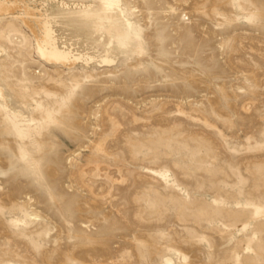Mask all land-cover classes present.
Masks as SVG:
<instances>
[{
  "label": "rangeland",
  "instance_id": "1",
  "mask_svg": "<svg viewBox=\"0 0 264 264\" xmlns=\"http://www.w3.org/2000/svg\"><path fill=\"white\" fill-rule=\"evenodd\" d=\"M28 1L93 60L0 24V264H264V0Z\"/></svg>",
  "mask_w": 264,
  "mask_h": 264
},
{
  "label": "bare ground",
  "instance_id": "2",
  "mask_svg": "<svg viewBox=\"0 0 264 264\" xmlns=\"http://www.w3.org/2000/svg\"><path fill=\"white\" fill-rule=\"evenodd\" d=\"M15 22L21 27L25 46H30L43 65L73 69L93 58L61 46L51 19L28 0H0V24ZM3 33L0 30V35ZM10 43L12 41L9 39ZM1 57V50H0ZM0 107L12 117L0 88Z\"/></svg>",
  "mask_w": 264,
  "mask_h": 264
}]
</instances>
